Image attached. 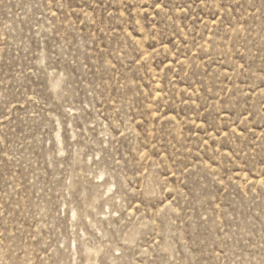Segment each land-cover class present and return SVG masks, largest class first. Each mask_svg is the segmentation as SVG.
<instances>
[{
	"label": "rangeland",
	"instance_id": "rangeland-1",
	"mask_svg": "<svg viewBox=\"0 0 264 264\" xmlns=\"http://www.w3.org/2000/svg\"><path fill=\"white\" fill-rule=\"evenodd\" d=\"M0 264H264V0H0Z\"/></svg>",
	"mask_w": 264,
	"mask_h": 264
}]
</instances>
